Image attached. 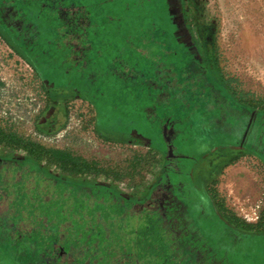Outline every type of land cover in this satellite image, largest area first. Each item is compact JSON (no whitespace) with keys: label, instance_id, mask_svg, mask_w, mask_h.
<instances>
[{"label":"rangeland","instance_id":"rangeland-1","mask_svg":"<svg viewBox=\"0 0 264 264\" xmlns=\"http://www.w3.org/2000/svg\"><path fill=\"white\" fill-rule=\"evenodd\" d=\"M2 1L9 11H18V16L33 22L40 76L31 78L29 64L12 51L10 34L4 38L0 28L1 76L8 84L20 77L27 110L32 93H37L40 117L51 104L62 106L66 114L52 132L36 133L30 119L24 118L17 131L27 143L21 149L7 145L18 159L28 157L34 162L7 167L17 171L1 185L6 189L0 198V264H264V235L258 234L264 233V162L244 150L215 148L223 132H208L205 119H193L195 129L175 120L176 129L193 140L194 162L204 156L194 169L207 187L203 204L195 196L184 200V208L191 211L180 216L174 207L158 200L159 188L145 199L165 163L161 151V143L167 140L165 117L185 113L175 108L176 98L169 91L173 82L154 77L168 51L160 43L161 31H166L170 46L185 62L188 44L176 16L181 10L182 27L209 66L222 103L245 104L246 115L249 109L264 112V0ZM59 29L74 35L86 31V38L78 39V44L85 45L86 82L92 79L86 88L95 93L105 125H115V134L94 125L93 107L83 105L71 88L54 84V76L73 82L79 75L73 71V61L53 45ZM56 41L61 43V37ZM177 134L169 141L184 149ZM30 139L40 148L32 147ZM48 149L78 156L89 166L76 171L74 167L81 165L58 162ZM230 163H240L256 176L259 191L244 195L257 199L248 209L252 222L237 215V205L242 203L237 193H232L235 206L231 209L215 188L217 176ZM227 170L220 182L224 190L236 185ZM75 182L95 188L78 191ZM102 187L118 188L131 203ZM23 201L33 212L21 220ZM180 219L189 229H180ZM11 222L17 227L7 233L3 228ZM228 223L242 234L234 231V235ZM150 226L152 231L147 230ZM39 237H47V242L38 243Z\"/></svg>","mask_w":264,"mask_h":264},{"label":"flooded vegetation","instance_id":"flooded-vegetation-1","mask_svg":"<svg viewBox=\"0 0 264 264\" xmlns=\"http://www.w3.org/2000/svg\"><path fill=\"white\" fill-rule=\"evenodd\" d=\"M1 1V35L6 38V34H10L13 41L11 42V46L13 47L12 51L18 55L20 59L23 58L27 64H29L31 78L37 80L40 76V64L37 46L33 41L37 33L36 31L31 30L33 22L26 19L25 16H18V11H9L8 8L4 6L3 1ZM180 13L176 12V16L179 17L180 31L182 33L181 36L188 45L184 46L182 42H180V44L184 46L188 58H186L185 62H180L179 59V61L172 66H157L154 77L159 79L167 77V79L170 80L169 82H173L171 84L173 87H170L171 89L169 91L171 95L176 98L177 106H175V108L177 111H184L185 113L178 115V112H176L175 115H173L174 117H172L171 114L165 117V121L168 120V123L164 137L167 140L161 143V151L163 152L165 163L163 165L161 176L155 184L154 190H152L145 199L148 200L149 197H151L150 195L159 188L160 195L158 200L163 202L164 205L169 204L174 207L173 211L181 216L185 213L188 214V212L191 211L189 208H187V210L184 208V200L189 201L191 197L195 196V198H198L200 203L203 204L202 199L204 198V194H208V191L207 187H205L202 182V177L194 170L197 168V165L202 162L204 156L194 162L192 159L194 151L191 149L193 140L187 135H183L180 128L176 129V118L180 119V122L184 121L191 129H195L193 119H195V122H198L199 119H205V123L209 126L208 132H223V137L222 139H218L219 143L215 148L222 147L224 150L228 151L238 149L244 150L264 162V112L249 109V115H246L245 112H247L248 109L245 104L234 106L233 104L222 103V97L217 94L218 92L221 93V90L218 87L216 88L217 84L214 82L215 80L213 74L209 70V66L199 55L198 48L195 46L194 42L190 41V36L187 33L186 28L182 27L183 23L181 21ZM45 20L47 22L51 21L49 18H46ZM85 33L86 31L81 35H74L71 32L64 33L63 31L62 34V30H58V36L56 33L53 45L58 46L56 48H59L62 51V56L68 58L69 61H73V71H79V75H76L77 78L73 82L66 79L65 81L67 82H63L64 78L54 76L57 72L53 71L52 75L54 77L52 78L56 86H68L71 88L70 90L72 94L80 97L82 101L86 103L83 105L86 106L89 104L93 107V110L95 111L94 125H99L98 129L110 132V134H115L113 131L116 130L114 128L115 125H108L109 122L105 125L106 121L104 120L102 113L98 110L99 105L96 104L95 93L89 92L88 88H86L87 84L90 85L89 82L92 81V79L89 78L86 82V79L88 78L84 70L87 61L83 59L86 55L85 45L78 44L79 37H82V40L86 38ZM60 37L61 43H57L56 39ZM47 42L49 45L50 41ZM184 69L188 70L185 75L182 74ZM173 71H176L177 73H174ZM88 72L91 73V71ZM1 73L2 72L0 71V198H3L4 194L2 193H4V191L3 188H1L3 181H8L6 177L15 176L14 173L17 171V169H7V167L16 166L21 162L32 159L27 157V159L20 160L18 157L14 156V153L7 151V145H13L20 148L22 143H27L24 141V139L27 138H23L21 133L17 131V124L21 123V120L24 118L26 120L29 118L36 133L39 131L52 132L55 131L57 126L63 121V113L66 114V111H63L62 106L51 104L47 106V109L42 112L43 114L40 117L37 93H32L34 97L30 98V109L27 110V99L23 97L25 93L22 91L20 77H16L12 80L13 84H8L4 77L1 76ZM2 81L4 82V85ZM161 83L165 84V81H162ZM223 97L230 102V97L228 95L223 94ZM24 104H26L25 110H23ZM237 107L239 109L234 110ZM123 131L126 130H122V132ZM177 133H179V139L181 140L179 144L185 145L184 149L181 147L179 148L173 143L171 144V141L175 139L172 138V136L175 137L178 135ZM200 133L201 135H204L205 130L201 129ZM141 134L143 135V133ZM30 142L33 143V140L30 139ZM170 147L174 149L172 155L169 152ZM181 151L182 153H180ZM14 182H16V180ZM182 182H184V185ZM106 188L107 191L122 202L131 203V201L124 196L118 188ZM179 224L180 229H189V225L185 220L180 219ZM232 224L228 223V226H226L227 229L237 232V235H241L242 233L236 230V227L232 226ZM14 229V226H7V228H5L7 232L14 231ZM235 232L233 233L234 235H236ZM258 234L264 235V233L261 232Z\"/></svg>","mask_w":264,"mask_h":264},{"label":"crops","instance_id":"crops-1","mask_svg":"<svg viewBox=\"0 0 264 264\" xmlns=\"http://www.w3.org/2000/svg\"><path fill=\"white\" fill-rule=\"evenodd\" d=\"M229 167H233V168L229 171V170H227V169H229ZM226 170H227L226 174H229L230 178L236 179L233 182L234 184H236L235 188L232 184H230V186H233V187L230 189L226 188L224 190L220 187L221 179L224 176ZM217 177L219 180L217 181L215 188L217 189V191L222 192V197L224 198V201H226L228 203L226 205H228L229 208L234 209L232 207L235 205H233V203H231L232 202L231 196H232V193H234V192L237 193L238 199H242L241 205H237V207L240 211V213L237 215H241V216L247 218L249 221L252 222L254 217H251V215H253V214H251V212H249L248 209H250V208L252 209L254 207V205L257 202V199H254V197H255L254 195H253V199H251L252 197L248 198V197H245L244 195H247L250 193H256L257 190L259 191V186H257L256 182H255L256 176L254 175V173L251 170H249L246 166L241 165L240 163H230L224 167L222 172H220V174ZM227 194H228V196H227ZM234 198H235V196H234ZM237 207H235V208H237ZM238 209H236V210H238ZM10 224H6L4 227L5 228H7V226L10 227ZM11 226H13V225H11ZM5 228H3V230H5ZM5 232H6V230H5ZM7 233H9V232H7Z\"/></svg>","mask_w":264,"mask_h":264},{"label":"trees","instance_id":"trees-1","mask_svg":"<svg viewBox=\"0 0 264 264\" xmlns=\"http://www.w3.org/2000/svg\"><path fill=\"white\" fill-rule=\"evenodd\" d=\"M161 34H164V40H161L160 43H161L162 47H164L165 49L168 50L167 53H166V56H165L166 60L163 61V65L166 63V66L167 65L172 66V65H174L175 62L179 61L181 56H179L178 53H176L172 49V47L170 46L169 39H168V36L166 34V31L165 32L161 31ZM171 50H173V52ZM180 62H181V59H180ZM157 66L158 67L162 66V63H159ZM30 145H32V147H39L37 144H34V143H32ZM47 152H49L51 154V156L53 158H55V160H57L58 162H62V163H68L69 162L71 165H73V167L77 166V165L78 166L81 165L80 168H75L74 167V170H76V171H78V170H86V168L89 166V163L86 162V160H84V159H82V158H80L78 156H72V155H70L69 153H67V152H65L63 150L48 149ZM27 162L30 163V164H33L34 161L32 159H29ZM74 184H75V186H73V187H75L78 191H83L85 188H91V189L95 188V186H93V185L92 186H85V185H81V184H79L77 182H75ZM102 188L107 189L106 187H102ZM3 189L5 190L6 187H3ZM21 194H22V191H21ZM29 206L30 205L27 203V201H23L22 202L20 210H19V212H20L19 216H20L21 220H22V218L26 219V217H28V216H30V214H32L33 210ZM11 225H13L14 227H17V223H15V222H11L10 227H11ZM147 230L148 231H152L151 226ZM147 230H145V231H147ZM27 232H29V231H27ZM39 234L42 235V236L44 235L41 232ZM46 238L47 237H45V238L39 237L38 238V243H41V244L42 243H46L47 242ZM28 242L29 241H26L24 243V245H26V247L28 246L27 245Z\"/></svg>","mask_w":264,"mask_h":264}]
</instances>
